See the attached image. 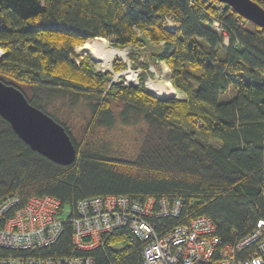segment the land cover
Returning <instances> with one entry per match:
<instances>
[{"label": "trees", "instance_id": "obj_1", "mask_svg": "<svg viewBox=\"0 0 264 264\" xmlns=\"http://www.w3.org/2000/svg\"><path fill=\"white\" fill-rule=\"evenodd\" d=\"M254 1L264 8V0ZM217 3L0 0V47L6 51L0 81L20 89L69 136L68 127L48 112L57 101L88 108L87 136L116 121L147 124L135 159L109 156L107 144L83 146L71 136L77 158L61 165L30 149L0 116V200L12 193L22 201L49 195L75 209L83 199L108 194L165 197L170 204L179 199L183 214L167 218L169 223L207 215L224 241L264 218V29L225 3L218 13ZM101 37L114 48L136 47L163 61L185 98H159L142 79L136 85L112 82V73L76 54L87 40ZM126 68L121 59L112 66L115 72ZM232 88L233 97L220 102ZM115 102L123 104L118 113ZM143 244L121 229L87 254L95 264H144ZM49 253H74L70 223Z\"/></svg>", "mask_w": 264, "mask_h": 264}, {"label": "built area", "instance_id": "obj_2", "mask_svg": "<svg viewBox=\"0 0 264 264\" xmlns=\"http://www.w3.org/2000/svg\"><path fill=\"white\" fill-rule=\"evenodd\" d=\"M222 3L218 0L215 6L218 13ZM217 20L214 16L219 30ZM222 32L227 45L229 38ZM5 56L0 47V60ZM137 76L135 83H139ZM182 214V201L175 199L170 204L165 197L98 195L71 209L49 195L22 201L12 193L0 200V264H95L87 252L104 246L110 235L121 229L144 242V264H264V218L251 223L240 236L224 241L210 216L185 215L183 222L172 224L167 220ZM67 223L72 225L74 253L50 254Z\"/></svg>", "mask_w": 264, "mask_h": 264}, {"label": "rangeland", "instance_id": "obj_3", "mask_svg": "<svg viewBox=\"0 0 264 264\" xmlns=\"http://www.w3.org/2000/svg\"><path fill=\"white\" fill-rule=\"evenodd\" d=\"M168 24L170 29L174 28V24L171 20L168 22ZM101 38L87 40L86 42L99 40ZM105 41L110 47L114 48L113 46H111L110 41L108 39L105 38ZM78 50L79 52L75 50L76 54L88 56L89 59L93 61L96 70L101 72L108 71L102 68L99 61L97 62V60L93 58L92 54H89L84 49H82V46ZM125 50H128V59L125 60L122 58H115L113 63L117 61V59H121L128 65V68H126V70L124 71L115 72L114 70H112L111 67V71L109 72L112 73V82L123 80L127 81V83L129 82L128 84L130 85H136L137 83H135L134 81L136 80L135 77L137 76L135 73H137L138 79H142L144 81L145 87L153 91L157 97L166 99L169 97H173L170 95L166 96L162 93H157L149 86V80L157 82L158 80L170 79V82L172 83L170 78V67H168L163 61H159L158 59L154 61L151 60L149 57V52L143 51L142 49H138L136 47H127L125 48ZM131 55L136 56L135 59L131 58ZM143 64H145V68L143 67ZM130 76L131 81H128L126 77ZM178 92L179 95L174 96L173 98H185L182 92ZM234 93V88L222 92V94L219 96V101L223 102L230 100L233 97ZM122 107V103L115 102L113 104V108L116 113H118V111H120ZM48 112L52 115H55L60 122H63L68 127L71 136H73L78 143H82L83 146L88 143V145L92 147H99L103 144H107L109 146V156L115 158L119 157L124 159H135L138 156L140 147L142 145L141 142L144 136V131L147 129V124L141 120H139L137 123L129 122L127 124H123L120 121H116L114 127L95 128V130L87 136L85 135V130L88 126L87 123L90 120L91 114L89 113L88 108L84 104L79 106L77 105L71 108L61 100L55 102L53 106H51V108L48 110ZM200 137L204 138L206 141H210L213 144H218L217 141L211 140L208 135L201 134Z\"/></svg>", "mask_w": 264, "mask_h": 264}, {"label": "water", "instance_id": "obj_4", "mask_svg": "<svg viewBox=\"0 0 264 264\" xmlns=\"http://www.w3.org/2000/svg\"><path fill=\"white\" fill-rule=\"evenodd\" d=\"M218 1V0H217ZM244 20L264 29V8L254 0H219ZM104 71V72H109ZM0 116L19 138L39 154L61 165L75 162L76 147L65 126L28 102L20 89L0 81Z\"/></svg>", "mask_w": 264, "mask_h": 264}, {"label": "bare ground", "instance_id": "obj_5", "mask_svg": "<svg viewBox=\"0 0 264 264\" xmlns=\"http://www.w3.org/2000/svg\"><path fill=\"white\" fill-rule=\"evenodd\" d=\"M82 49L92 54L93 58L97 60V62L99 61L102 68L105 70H111L115 58L128 59V50L110 47L105 41V38L86 42L82 45ZM149 86L155 92L162 93L166 96L170 95L174 97L179 95V92L173 87L170 79L158 80L157 82L149 80Z\"/></svg>", "mask_w": 264, "mask_h": 264}, {"label": "crops", "instance_id": "obj_6", "mask_svg": "<svg viewBox=\"0 0 264 264\" xmlns=\"http://www.w3.org/2000/svg\"><path fill=\"white\" fill-rule=\"evenodd\" d=\"M218 145H220V143H218Z\"/></svg>", "mask_w": 264, "mask_h": 264}]
</instances>
